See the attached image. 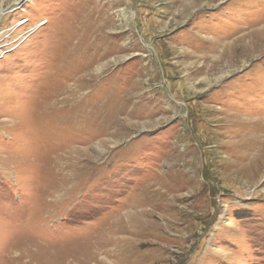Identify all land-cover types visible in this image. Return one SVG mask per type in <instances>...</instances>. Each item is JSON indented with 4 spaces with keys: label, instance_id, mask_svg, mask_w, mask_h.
Listing matches in <instances>:
<instances>
[{
    "label": "rangeland",
    "instance_id": "1",
    "mask_svg": "<svg viewBox=\"0 0 264 264\" xmlns=\"http://www.w3.org/2000/svg\"><path fill=\"white\" fill-rule=\"evenodd\" d=\"M0 264H264V0H0Z\"/></svg>",
    "mask_w": 264,
    "mask_h": 264
},
{
    "label": "bare ground",
    "instance_id": "2",
    "mask_svg": "<svg viewBox=\"0 0 264 264\" xmlns=\"http://www.w3.org/2000/svg\"><path fill=\"white\" fill-rule=\"evenodd\" d=\"M111 229V228H110ZM117 232V231H116ZM119 233V232H118ZM122 233V232H121ZM107 234V233H106ZM112 234V233H111ZM110 234V235H111ZM115 234V233H114ZM116 235V234H115ZM114 235V236H115ZM113 236V235H112ZM107 239H103L104 241H102L99 245L100 247H102V249H107L108 247L111 248L112 245H114V238H110L109 236L108 237H105ZM109 250V249H108ZM111 252V251H110ZM101 254V253H100ZM74 258V257H73Z\"/></svg>",
    "mask_w": 264,
    "mask_h": 264
}]
</instances>
